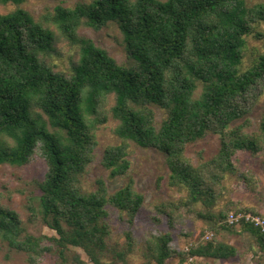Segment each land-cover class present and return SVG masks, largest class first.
<instances>
[{"label": "trees", "instance_id": "16d2710c", "mask_svg": "<svg viewBox=\"0 0 264 264\" xmlns=\"http://www.w3.org/2000/svg\"><path fill=\"white\" fill-rule=\"evenodd\" d=\"M26 0H0V166L24 167L36 159L46 165L37 198H27L30 220H40L54 236H34L19 214L2 203L0 247L24 254L28 264H84L72 249L84 252L91 264H127L136 241L132 228L145 207V197L130 176V143L164 155L167 185L184 190L176 201L153 207L174 228L185 208L219 230L248 235L264 251L260 226L230 214L256 210L227 207L217 214L223 182L236 177L256 191V175L241 163L264 151V112L256 128L248 117L251 103L264 87V52L246 68L247 38L264 39L256 27L264 22V5L246 0H91L73 7L56 5L39 18L22 6ZM115 23L131 65L117 62L79 30L100 32ZM58 39L79 46L70 73L56 71L48 58ZM155 108L163 111L159 127ZM111 116L119 144L107 146L101 166L110 179H126L110 192L99 178L92 190L83 179L95 161L97 132ZM218 139L217 153L197 165L189 147L207 136ZM203 209L194 211L195 205ZM111 209L126 224L124 247L112 244ZM159 222L160 218H154ZM239 227V229H236ZM147 264L178 258L232 260L235 247L219 239L198 241L178 251L170 232L150 233Z\"/></svg>", "mask_w": 264, "mask_h": 264}, {"label": "rangeland", "instance_id": "374dc122", "mask_svg": "<svg viewBox=\"0 0 264 264\" xmlns=\"http://www.w3.org/2000/svg\"><path fill=\"white\" fill-rule=\"evenodd\" d=\"M91 0H26L22 8L29 12L34 18H39L47 11L62 4L64 7H73L78 3H88ZM248 6L263 4L264 0H246ZM13 7H0V13H8ZM257 32L264 34V22L256 27ZM79 36L88 38L105 49L118 63L131 65L125 51L123 38L118 26L115 23L109 24L100 32H94L88 28H81ZM264 52V39L247 38V48L243 59V67H248L258 56ZM79 58V46L69 44L58 39L53 51L50 53L48 61L56 71L70 73L71 68ZM264 112V87L258 90L255 102L251 103L248 117L256 130L261 116ZM155 124L159 127L164 118L162 110L155 108ZM117 122L109 116L105 125L101 126L97 132L98 146L95 151V161L89 167L87 175L83 179L84 188L92 190L95 180L101 178L106 183L110 192H115L121 188L126 179H110L109 172L101 166L102 153L107 146L119 144V139L114 134ZM218 139L216 136H207L205 139L189 147L187 156L195 165L198 164L199 157L209 160L218 150ZM130 160L132 169L130 176L134 179L135 188L145 197V207L142 209L132 228L136 246L133 253L128 256L127 264H147L144 257L146 240L150 233L158 231L163 234L170 232L173 238L174 247L178 251H187L188 248L198 241L207 242L212 238L233 246L237 249L238 255L232 260H213L199 258L194 264H264V251H260L253 240L246 234L237 232L231 233L219 230L216 234L210 229V224L205 220L196 217L194 212H188L185 208L178 212L175 218V225L170 229L165 217L156 215L153 207L163 202L176 201L186 195L184 190L171 189L167 185L168 170L165 164L164 155L153 149H143L130 143ZM242 168L250 169L257 177L259 184L256 191L247 189L241 180L227 176L223 182L221 197L213 212L227 207L250 208L256 210L264 217V151L254 157L245 156L241 163ZM46 172L45 163L36 159L33 163L24 167H12L8 165L0 166V194L2 203L16 211L27 233L34 236H54L55 233L48 229L40 220H30V213L27 210V198L29 196L37 198L39 195L38 184L43 180ZM203 209L200 204L194 206V211ZM110 224L113 228V241L118 247H124L125 239L123 232L126 224L118 219V213L111 209ZM154 218H160L155 222ZM239 229V227H236ZM211 235L208 239L206 236ZM74 254H78L84 264H91L79 249H72L68 254L70 259ZM47 264H56L54 258H49ZM194 262V261H193ZM0 264H28L26 256L15 251L8 253L6 247H0ZM167 264H179L178 258L167 261ZM193 264V263H192Z\"/></svg>", "mask_w": 264, "mask_h": 264}, {"label": "built area", "instance_id": "2783aa9c", "mask_svg": "<svg viewBox=\"0 0 264 264\" xmlns=\"http://www.w3.org/2000/svg\"><path fill=\"white\" fill-rule=\"evenodd\" d=\"M242 220L246 222H251L257 226H260L262 228V231L264 232V220L260 217L253 216L252 214H242V213L230 214L228 215L226 222L229 225H233V224H239ZM210 237L211 235L206 236V238L208 239ZM192 263H193V259L190 258L184 264H192Z\"/></svg>", "mask_w": 264, "mask_h": 264}]
</instances>
